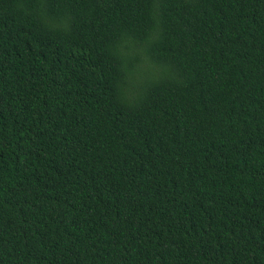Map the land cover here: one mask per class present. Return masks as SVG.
I'll use <instances>...</instances> for the list:
<instances>
[{"label":"trees","instance_id":"16d2710c","mask_svg":"<svg viewBox=\"0 0 264 264\" xmlns=\"http://www.w3.org/2000/svg\"><path fill=\"white\" fill-rule=\"evenodd\" d=\"M0 264H264V0H0Z\"/></svg>","mask_w":264,"mask_h":264}]
</instances>
